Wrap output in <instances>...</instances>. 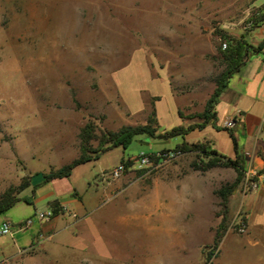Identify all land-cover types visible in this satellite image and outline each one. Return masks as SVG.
<instances>
[{"label": "rangeland", "instance_id": "1", "mask_svg": "<svg viewBox=\"0 0 264 264\" xmlns=\"http://www.w3.org/2000/svg\"><path fill=\"white\" fill-rule=\"evenodd\" d=\"M263 12L264 0H0V197L30 175L40 177L76 159L78 135L88 122L101 134L147 125L153 117L156 136L202 123L197 115L223 70L222 35L243 36L257 46L264 37L255 38L252 30L264 23L252 21ZM224 108L216 107L217 120L193 143L211 149L206 138H212L227 153L229 133L213 128L226 117ZM182 141L137 136L127 148L111 149L67 178L23 189L19 197L33 201L49 191L70 196L71 187L93 194L122 159L146 154L151 162L150 168L133 163L119 179H108L119 185V194L101 210L88 207L80 225L60 223L55 256L47 255L44 263L206 264L212 251L214 264L228 233L245 238L248 216L238 209L242 178L229 198L225 234L213 250L223 220L217 192L235 183L238 173L224 166L207 169L210 157L199 150L175 151L161 164L169 152L158 151ZM163 193H174L165 203H174L179 215H164L158 200ZM42 203L10 210L32 224L19 230L20 223L9 219L13 234L0 235V264L15 260L12 241L29 247L40 225L37 213L47 211Z\"/></svg>", "mask_w": 264, "mask_h": 264}, {"label": "crops", "instance_id": "2", "mask_svg": "<svg viewBox=\"0 0 264 264\" xmlns=\"http://www.w3.org/2000/svg\"><path fill=\"white\" fill-rule=\"evenodd\" d=\"M252 31H255V38L264 37L263 27H256L255 30ZM221 105L225 106L224 115L226 117L219 126H213V128L217 133L221 130H225L229 133V146H227L228 154L226 152V154L221 152L222 145L215 144L212 138H206L211 141V149L216 150L224 157L232 160H235L238 154L242 155L246 162V169L251 162L257 166H261L263 163L261 158V150L263 147L262 139L264 138V133H260L261 127L264 124V50L260 53L249 54L245 65L230 78L228 89L220 98L218 106ZM228 117H237L238 119L236 125L231 129H227L223 126L224 120ZM208 126L204 130H197L190 133L186 138L187 141L193 143L197 142L198 138H205L198 133L204 132ZM163 150H167L169 153L175 152L174 148ZM130 159L135 160V158ZM136 162L137 161H134V163ZM165 163H168V161ZM46 173L47 172H43V175H40V177H36L39 172L30 175V183L27 187L35 188L48 182L54 183L60 180L55 179L46 181L44 177ZM99 186L100 185H98V187ZM118 186V184L104 178L101 180V189L93 194L85 195V193L71 187V194L67 197L55 191H49L40 197H36L34 201L31 198H21V201L17 202L4 213V217L2 219L0 218V223L10 221L9 219L22 223V219L15 216L16 213H11L10 210L17 208L22 203H33L37 205L39 200L43 202L42 204H46L45 209L47 211L38 212V218L40 213H51L52 216L49 220L39 219L40 225L28 248L18 247L17 243L12 241L11 243L16 249V252L13 253V258L15 260L13 261L11 257L5 258L1 264L5 263V260H12L13 264H45L44 259L47 255L51 254V256H55L56 249L52 242L54 237L60 234L61 230L58 229L60 223L64 222L66 228L78 224L80 225L85 216L89 214L88 207L96 206L97 209L101 210L103 205L105 206L106 203L112 201L113 198L111 197H115L119 194H115V190ZM168 188L170 191L171 187ZM240 194L241 201L238 209H243L247 213L248 234L245 238L239 239L236 235L228 233L221 242L220 255L217 257L214 264H264V192L243 190V193ZM174 197V193H163L162 196L158 197L160 203L162 200L161 205L164 215L180 214L179 209L174 203H172V205L165 203V199L172 200ZM27 199H29V202L26 201ZM55 204L58 205L60 209L56 214L54 213ZM21 208L23 207H19L17 211L14 212L18 213ZM80 211H84L83 216H79ZM28 250H31L32 253L26 254ZM223 251L229 253V258H227V255L224 256ZM240 255L243 257L241 258L244 259L243 261H240ZM58 260H60V258Z\"/></svg>", "mask_w": 264, "mask_h": 264}, {"label": "trees", "instance_id": "3", "mask_svg": "<svg viewBox=\"0 0 264 264\" xmlns=\"http://www.w3.org/2000/svg\"><path fill=\"white\" fill-rule=\"evenodd\" d=\"M252 23L254 24V26H260L261 24H263L264 12L258 16H255ZM222 39L224 43L227 44V47L225 49H222V46L219 48L223 70L215 79L214 92L207 100L204 111L197 115L202 120V123L190 125L187 128H185L184 126L174 127L166 131L164 134L156 136V128L152 127V124L156 123V119L153 117L149 118L147 125H127L123 126L118 131H109L101 134H98L96 132V128L93 123L88 122L81 128L78 135L80 142L79 156L71 163L66 164L58 169H51L49 172H47L44 176L46 181L67 178L72 174L73 170L76 167L99 158L107 151L117 147L127 148L137 136L146 135L151 138H157L160 141H168L172 138L181 137L183 141L175 146L174 151L189 153L199 150L206 153L210 157L208 163L206 164L207 169L224 166L231 167L238 173V179L235 183L224 186L217 192L218 196L221 199L220 205L223 208V220L220 223L215 234L214 244L212 247L213 250L217 249L227 229L226 219L229 213V198L237 189L242 178H244L246 162L244 160V157L240 154H238L235 160L228 159L223 155H220V153H218L216 150L209 149V146L201 143H189L186 138L190 133L197 130H204L209 124H212L217 120L216 107L220 102L222 94L228 89L230 78L245 65L249 54L260 53L264 50V39L257 46L249 45L246 42L245 37L243 36L240 38H231L228 35L223 34ZM178 114L182 116L181 112H179ZM92 141L99 143V147L97 149L92 148V146L90 145ZM163 152H167V150H163ZM218 155L221 157H218ZM121 163L125 166H129L134 163V160L130 158L122 159ZM29 179L30 176L18 188H12L8 190L0 197V215L4 214L17 202L21 201L19 194L29 185ZM26 201L29 202V199H27ZM59 210L60 209L58 205L55 204L54 213H58ZM212 255L213 253L211 251L207 256L206 264H212Z\"/></svg>", "mask_w": 264, "mask_h": 264}, {"label": "built area", "instance_id": "4", "mask_svg": "<svg viewBox=\"0 0 264 264\" xmlns=\"http://www.w3.org/2000/svg\"><path fill=\"white\" fill-rule=\"evenodd\" d=\"M227 47V44L224 43L223 44V48L225 49ZM238 119L237 117H228L224 120L223 126L227 129H231L233 128L236 123H237ZM260 133H264V124L261 127ZM263 142V147L261 150V158L263 163L261 164V166H257L256 164H254L253 162H251L248 166V168L245 170L244 172V179H243V187L245 191H253V192H258V191H262L264 192V138L262 139ZM174 153H169V159L168 160H164L162 163H165L167 161L172 160V158L174 157ZM137 163H139V165L142 167H149L151 166V162L149 160V157L145 154H141L138 159H137ZM161 163V164H162ZM126 166L122 163H120L119 165H117L110 173H106L104 175V178L111 179V180H116L119 179L124 172L126 171ZM52 216L51 213H40L39 214V219L41 220H49L50 217ZM32 224L31 220H28L26 222H22L20 223L19 226V230H24L25 228H27L29 225ZM12 224L10 221H4L0 227V235H10L12 236ZM237 226L240 232H244L246 230V224L244 222L243 219H240L237 222ZM5 263L3 264H12L11 260H5Z\"/></svg>", "mask_w": 264, "mask_h": 264}, {"label": "water", "instance_id": "5", "mask_svg": "<svg viewBox=\"0 0 264 264\" xmlns=\"http://www.w3.org/2000/svg\"><path fill=\"white\" fill-rule=\"evenodd\" d=\"M247 56H248V53H247Z\"/></svg>", "mask_w": 264, "mask_h": 264}]
</instances>
